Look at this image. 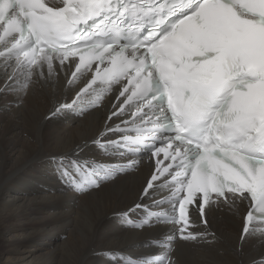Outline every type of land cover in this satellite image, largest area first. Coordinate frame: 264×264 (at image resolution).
<instances>
[{"label": "bare ground", "instance_id": "obj_1", "mask_svg": "<svg viewBox=\"0 0 264 264\" xmlns=\"http://www.w3.org/2000/svg\"><path fill=\"white\" fill-rule=\"evenodd\" d=\"M70 71L0 60V264H264V226L243 230L244 198L191 208L183 225L150 218L169 188L145 192L146 157L109 146L123 136L112 130L124 117L109 120L118 88L78 97L90 75L69 83Z\"/></svg>", "mask_w": 264, "mask_h": 264}, {"label": "rangeland", "instance_id": "obj_2", "mask_svg": "<svg viewBox=\"0 0 264 264\" xmlns=\"http://www.w3.org/2000/svg\"><path fill=\"white\" fill-rule=\"evenodd\" d=\"M64 239H66V236L62 238V240H64ZM101 256H102V255H101ZM102 257H103V256H102ZM104 259H105L108 263L113 264L112 261H111V259H110L109 257L104 256Z\"/></svg>", "mask_w": 264, "mask_h": 264}]
</instances>
